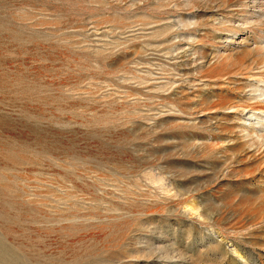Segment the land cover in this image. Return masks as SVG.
I'll return each instance as SVG.
<instances>
[{
  "label": "rangeland",
  "instance_id": "374dc122",
  "mask_svg": "<svg viewBox=\"0 0 264 264\" xmlns=\"http://www.w3.org/2000/svg\"><path fill=\"white\" fill-rule=\"evenodd\" d=\"M263 47L264 0H0V264H264Z\"/></svg>",
  "mask_w": 264,
  "mask_h": 264
},
{
  "label": "bare ground",
  "instance_id": "6f19581e",
  "mask_svg": "<svg viewBox=\"0 0 264 264\" xmlns=\"http://www.w3.org/2000/svg\"><path fill=\"white\" fill-rule=\"evenodd\" d=\"M263 49H264V47H263ZM257 90V89H256ZM264 119V118H263ZM263 121V120H262Z\"/></svg>",
  "mask_w": 264,
  "mask_h": 264
}]
</instances>
